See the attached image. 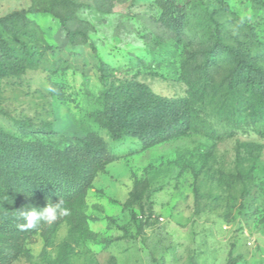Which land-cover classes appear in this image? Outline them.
<instances>
[{"label": "rangeland", "instance_id": "374dc122", "mask_svg": "<svg viewBox=\"0 0 264 264\" xmlns=\"http://www.w3.org/2000/svg\"><path fill=\"white\" fill-rule=\"evenodd\" d=\"M174 1L193 5L180 31L158 0H0V17L20 12L29 21L32 36L10 40L47 48L41 65L0 76V132L49 166L0 160V212L24 218L59 201L70 210L26 233L11 264H264V101L228 83L231 50L264 67V2L225 0L226 10L216 0ZM101 67L110 79L188 99L198 130L144 149L134 137L113 141L96 120ZM86 135L111 159L86 190L18 186L59 171L81 178L82 163L50 157ZM14 241L0 231V256Z\"/></svg>", "mask_w": 264, "mask_h": 264}, {"label": "trees", "instance_id": "16d2710c", "mask_svg": "<svg viewBox=\"0 0 264 264\" xmlns=\"http://www.w3.org/2000/svg\"><path fill=\"white\" fill-rule=\"evenodd\" d=\"M216 1L220 9H229L225 0ZM158 3L162 15L177 31L181 30L193 12L192 2L179 4L174 0H158ZM28 26L29 21L24 13L12 12L0 17V76H20L27 68L42 64L47 54L46 46L34 42L17 44L10 40V36L15 34H20L21 37L32 36ZM63 26L66 27L65 22ZM67 34L71 39L76 36V33L70 30H67ZM217 48L215 47L214 51ZM218 50L222 52V49ZM230 54L237 63L228 76L229 86L237 88L244 84L250 95L264 101V67L247 60L243 52L231 50ZM209 60L210 54L207 62ZM101 73L104 105L96 120L101 127L108 130L113 141L122 142L134 137L144 149L198 130L195 122L197 113L188 99H174L158 94L146 83L137 80L110 79L104 72V67H101ZM255 122L259 120L256 119ZM20 126L23 128V125ZM96 139L95 136L86 135L81 138L80 146L70 145L68 149L56 152L50 157L51 163L58 156L70 163H82L84 174L81 178L74 179L69 171H59L57 176L52 178L38 175L30 176L26 180L21 179L18 186L33 192H53L65 196L86 190L94 173L111 161L104 147L100 146ZM10 143L16 144L20 154L10 153ZM0 149V160L3 162L13 165L19 163L21 166L27 163L32 165L33 170L45 169L48 166L46 159L41 160L34 153L29 155L28 146L22 145L3 130L0 132ZM139 189L140 183L137 182L131 196L136 195ZM25 224L24 218L11 217L8 213L0 212V231L15 237L14 244L1 253L0 264H11L17 259L24 235L34 229H22L21 225Z\"/></svg>", "mask_w": 264, "mask_h": 264}, {"label": "clouds", "instance_id": "9594fccd", "mask_svg": "<svg viewBox=\"0 0 264 264\" xmlns=\"http://www.w3.org/2000/svg\"><path fill=\"white\" fill-rule=\"evenodd\" d=\"M69 214L70 210L67 207H64L61 201L58 203H48L46 207H43L39 211L34 207L31 210L22 213L26 220V224L21 225V228H33L41 221L54 222L58 218Z\"/></svg>", "mask_w": 264, "mask_h": 264}]
</instances>
